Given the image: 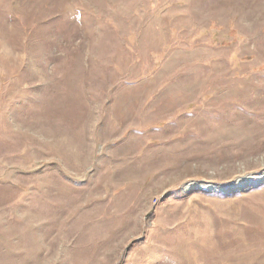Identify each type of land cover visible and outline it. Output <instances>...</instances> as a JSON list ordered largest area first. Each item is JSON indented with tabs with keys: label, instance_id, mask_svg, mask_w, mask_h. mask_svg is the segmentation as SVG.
<instances>
[{
	"label": "rangeland",
	"instance_id": "374dc122",
	"mask_svg": "<svg viewBox=\"0 0 264 264\" xmlns=\"http://www.w3.org/2000/svg\"><path fill=\"white\" fill-rule=\"evenodd\" d=\"M0 264H264V0H0Z\"/></svg>",
	"mask_w": 264,
	"mask_h": 264
}]
</instances>
